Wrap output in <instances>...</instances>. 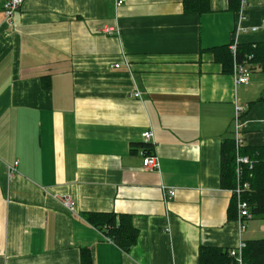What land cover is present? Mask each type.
<instances>
[{
    "label": "crops",
    "instance_id": "0c3cea01",
    "mask_svg": "<svg viewBox=\"0 0 264 264\" xmlns=\"http://www.w3.org/2000/svg\"><path fill=\"white\" fill-rule=\"evenodd\" d=\"M241 1L26 0L12 21L0 3V264H199L201 247L264 239L222 182L236 103L245 147L264 148V72L237 85L221 61L236 38L264 42L236 35ZM245 15L259 26L264 0ZM148 131L159 171L144 169ZM108 213L138 230L129 253L85 218Z\"/></svg>",
    "mask_w": 264,
    "mask_h": 264
},
{
    "label": "trees",
    "instance_id": "16d2710c",
    "mask_svg": "<svg viewBox=\"0 0 264 264\" xmlns=\"http://www.w3.org/2000/svg\"><path fill=\"white\" fill-rule=\"evenodd\" d=\"M184 7L187 13H205L209 11L210 0H184ZM230 47L220 50L222 65L226 72L231 73L234 69V59L241 65L249 66L251 73L255 68H260L264 72V42L237 44L235 57ZM142 146L144 147L143 151L150 155L152 146L145 143H142ZM221 152L223 186L227 181L228 187L235 191L238 181L234 138L223 143ZM242 155L253 162V167H244L243 181L249 183L251 189L243 195V199L248 203L252 218L264 219V148L245 147L242 150ZM233 203V207L238 208L235 195ZM85 218L88 223L103 232L108 239L126 253H129L138 241L139 232L133 227L130 217L126 215L87 214ZM231 251L216 247H201L199 264H240L237 257L231 256ZM83 257L86 260L90 255L84 251ZM242 264H264V239L245 243V248L242 251Z\"/></svg>",
    "mask_w": 264,
    "mask_h": 264
},
{
    "label": "built area",
    "instance_id": "2783aa9c",
    "mask_svg": "<svg viewBox=\"0 0 264 264\" xmlns=\"http://www.w3.org/2000/svg\"><path fill=\"white\" fill-rule=\"evenodd\" d=\"M26 0H0V3L3 7V14L7 21H12L14 16L21 10ZM128 0H114L116 7H122L127 3ZM248 4V0H242L241 1V10L239 12V24L236 29V35L238 36L240 32H252V33H258V32H264V20L260 23L259 26L251 27L250 29H247L243 26V22L245 20V8ZM107 33L113 34L114 31L112 28L107 29ZM237 38L234 40V43L231 45L230 49L234 55L236 56L237 53ZM121 65L115 64L111 66V69H119ZM234 76L236 79L237 85H248L250 81L251 76V70L249 66L241 65L239 64L236 59H234ZM132 98H140V94H132ZM246 112V107L239 105L236 103L235 105V135L234 140L236 144V175H237V181L238 185L233 191L234 195L237 197L238 202V210L240 213V219H251L252 216L249 213V206L246 201L243 199V195L246 192L250 191V184L243 181V174H244V167L250 166L253 167V162L249 160L248 157L242 155V150L245 148V138L243 135V124H242V118L244 113ZM143 141L145 144L152 145L153 142V133L151 131L145 132L142 135ZM141 155L144 158V169L148 171H159L160 170V162L159 158L154 155L150 154L147 155L145 151L141 152ZM15 169L11 168V171H14ZM165 195L169 199L174 198L176 196V190L175 189H165ZM61 202L63 205L72 210L74 207V201L71 198H62ZM110 240V239H109ZM112 241V240H110ZM245 248V243H241L236 249H233L231 251L232 257H237L240 264H242V251Z\"/></svg>",
    "mask_w": 264,
    "mask_h": 264
},
{
    "label": "rangeland",
    "instance_id": "374dc122",
    "mask_svg": "<svg viewBox=\"0 0 264 264\" xmlns=\"http://www.w3.org/2000/svg\"><path fill=\"white\" fill-rule=\"evenodd\" d=\"M251 189V188H250ZM234 194V193H233Z\"/></svg>",
    "mask_w": 264,
    "mask_h": 264
}]
</instances>
